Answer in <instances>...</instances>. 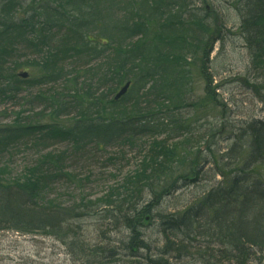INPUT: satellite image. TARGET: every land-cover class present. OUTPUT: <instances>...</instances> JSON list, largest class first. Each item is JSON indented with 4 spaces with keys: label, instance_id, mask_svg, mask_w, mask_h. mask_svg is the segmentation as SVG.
Returning <instances> with one entry per match:
<instances>
[{
    "label": "trees",
    "instance_id": "obj_1",
    "mask_svg": "<svg viewBox=\"0 0 264 264\" xmlns=\"http://www.w3.org/2000/svg\"><path fill=\"white\" fill-rule=\"evenodd\" d=\"M176 3L179 10L173 13ZM232 3L241 18L239 30L251 56V68L264 83V0ZM17 4L14 0L1 3L0 23L6 30L20 29L12 40H26L32 34L34 41L29 45L34 51L47 47L38 65L42 68L38 84L60 82L62 87L50 97H37L44 101L39 99L42 113L48 111L51 123L34 124L31 117L22 123L18 114L13 123L0 129V148L9 140L36 132L70 142L76 153L90 143L105 149L137 137L164 136L161 140L151 137V143L143 144L142 160L123 177L120 187H110L98 205L109 216L127 211L135 215L131 223L125 222L134 233L131 248L136 215L138 221L149 216L160 220L161 226L168 225L165 229L176 236L183 233L185 241L203 236L206 249L219 261H264V117L226 124L222 110L209 121L196 118L191 110L198 111L205 102L213 108L223 106L211 97L210 91L215 94L217 86L210 88L206 74L214 35L221 33L208 22L210 14L200 17L190 12L186 17V4L178 0H39L32 17L18 20L14 14L8 19ZM33 17L42 19V26L36 28ZM52 28L62 31L58 46H52L54 37L46 35ZM70 34L77 42L71 43ZM68 59L73 67L81 64L82 75L68 71ZM198 63L204 73V102L191 99L193 67ZM128 81L132 83L129 92L116 100L115 93ZM11 86L0 87V94L15 92L20 84ZM225 139L229 143L222 150ZM172 140L177 141L172 144ZM54 155H43L40 165L26 169L22 181H0V229L50 230L66 236L72 231L69 221L88 204L74 202L75 206L62 208L39 201L44 182L77 177L60 165L64 153ZM192 183H199L200 191L192 197L197 203L175 213L157 211L164 199ZM182 196L175 194L173 201H167L176 205ZM205 228L213 229L210 235ZM183 241L172 246L188 250L189 242L186 247ZM209 244L220 247L215 250ZM152 264L164 263L156 259Z\"/></svg>",
    "mask_w": 264,
    "mask_h": 264
},
{
    "label": "rangeland",
    "instance_id": "obj_2",
    "mask_svg": "<svg viewBox=\"0 0 264 264\" xmlns=\"http://www.w3.org/2000/svg\"><path fill=\"white\" fill-rule=\"evenodd\" d=\"M3 1L5 0H0V5ZM34 1L36 0H18L20 6H13L10 15L7 16L8 19L14 14L18 20L30 18L32 12L27 13L28 6ZM178 2L186 4L188 9L186 17L190 12L200 17H205L204 14L209 13L208 22L216 30L221 29L220 34L214 35V48L210 62L206 64L209 66L206 74L209 77L210 88L217 86L215 94L210 91L211 97L220 101L224 107L213 108L212 103L205 102L198 111L195 108L191 109L192 114L197 115L196 118L200 116L209 121L222 110L226 113V119L222 123L226 124L232 122L238 124L239 120L251 117H264V83L261 79H256V72L251 68V56L244 36L239 30L241 18L232 0H178ZM172 9L173 13L178 11L179 4H174ZM32 23L36 28L40 27L36 18ZM19 33L20 29L6 30L0 23V87L6 88L5 86L10 85L13 89L12 84L16 82L20 84L17 91L7 90L0 94V129L13 123L18 114L21 121L23 119L22 123L27 122L30 117L34 124L51 123L48 111L42 113L39 99L44 101L37 97L45 95L50 97L62 87L60 82L38 84L42 75V68L38 65L42 62L41 57L48 53L47 47H40L34 51L29 45L30 41H34L32 34H29L26 40L21 37L12 40L19 36ZM61 33L62 31L56 28L46 30L48 37H54L51 41L52 46H58ZM69 36L71 43L77 42L74 34ZM66 66L71 74L77 71L79 75L83 73V68L79 67L81 64L73 67L71 59L66 61ZM249 69L250 72L247 74ZM23 72L28 76L19 77ZM203 74L200 63L197 64V68L193 67L191 99L195 102L199 99L204 102L207 95ZM70 111L71 115L75 114L73 108H70ZM206 125L208 126V123ZM151 137H157L159 140L164 138V136L137 137L131 141L105 146V149L96 148L94 143H90L89 147L77 153L70 142H60L39 132L12 140L6 139L9 140L7 146L0 148L1 182L22 181L26 169L40 165L43 155H59L62 152L65 159L60 165L63 169L72 171L77 177L61 176L53 183L44 182L40 186L39 195L42 199L39 201L42 205H48V201H51L50 203L62 208L63 205L75 206L74 202L89 206L79 209L80 215L69 221L71 224L69 228L72 231L67 236L54 234L50 230L21 231L8 226L0 229V264H150L154 259H161L164 264H233L226 259L219 261L218 257L213 256L211 253L213 251L206 249L207 243L202 239L203 236L202 238L200 235L196 236V241H185L183 233L176 236L169 228L165 229L168 225L161 226L160 220L149 216L138 221L136 215L134 223L137 232L140 233L136 232L135 245L131 248L134 233L125 222L131 223L135 215L127 211L122 214L112 212L109 216L104 212V207L98 206L103 203L110 187H120L123 177L139 164L144 154L143 144L151 143L153 141ZM176 141L172 140L171 143ZM228 141L225 139L221 142L222 150L227 147ZM197 184L199 183H192L174 192L170 199L163 200L157 211L165 215L181 209L177 208L181 207L177 206L178 204L169 205V201L175 199V194L181 193L183 196L179 203L184 205L192 200L195 193H199ZM147 200H150L149 196ZM194 221L202 222L195 219ZM179 239L184 240L182 244L186 247V243L189 242L188 250H179L172 246V243H178ZM209 245L215 250L220 247V244ZM101 251L102 253H99ZM253 263L264 264V261Z\"/></svg>",
    "mask_w": 264,
    "mask_h": 264
},
{
    "label": "bare ground",
    "instance_id": "obj_3",
    "mask_svg": "<svg viewBox=\"0 0 264 264\" xmlns=\"http://www.w3.org/2000/svg\"><path fill=\"white\" fill-rule=\"evenodd\" d=\"M196 199L197 198H192V200H190V201H188V202H186L184 205H181L179 202L177 203L178 205L177 206H181V207H184L185 205H188V204H191V203H197V201H196ZM181 207H177V208H181ZM211 231H213V229H204V232H207L209 235H210V233H211ZM179 241L181 242V241H183L182 239H179ZM184 242V241H183ZM182 249V248H181ZM155 260V259H154ZM154 260H151L150 261V264H152V262L154 261ZM156 262V261H155ZM254 261H252L251 263H249V264H255V263H253ZM140 264H142V263H140Z\"/></svg>",
    "mask_w": 264,
    "mask_h": 264
},
{
    "label": "water",
    "instance_id": "obj_4",
    "mask_svg": "<svg viewBox=\"0 0 264 264\" xmlns=\"http://www.w3.org/2000/svg\"><path fill=\"white\" fill-rule=\"evenodd\" d=\"M22 76H23V77H26V73L22 74ZM128 86H129V85H126V86L123 88V90L120 92L119 96H120L121 94H123L124 92H126Z\"/></svg>",
    "mask_w": 264,
    "mask_h": 264
}]
</instances>
